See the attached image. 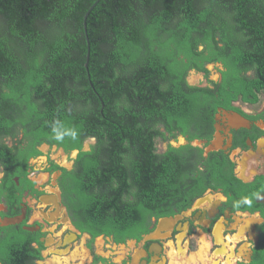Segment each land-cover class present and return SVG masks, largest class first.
Masks as SVG:
<instances>
[{
	"label": "trees",
	"instance_id": "obj_1",
	"mask_svg": "<svg viewBox=\"0 0 264 264\" xmlns=\"http://www.w3.org/2000/svg\"><path fill=\"white\" fill-rule=\"evenodd\" d=\"M92 4L85 66L83 15ZM214 60L225 68L213 84L219 99L256 100L253 89L264 88V0H0V133L18 123L32 144L47 139L66 150L94 137L79 152L71 200L87 231L137 236L132 218L147 189L156 193L187 171H172L167 156L160 162V125L182 128L188 109L208 104L212 89L185 76L191 68L207 73ZM246 68L255 78L242 75ZM216 171L235 180L229 166ZM134 176L144 180L129 194ZM20 251L10 248L0 263L33 264Z\"/></svg>",
	"mask_w": 264,
	"mask_h": 264
},
{
	"label": "flooded vegetation",
	"instance_id": "obj_2",
	"mask_svg": "<svg viewBox=\"0 0 264 264\" xmlns=\"http://www.w3.org/2000/svg\"><path fill=\"white\" fill-rule=\"evenodd\" d=\"M205 67L207 73L189 69L185 80L212 89L208 104L188 109L182 128L168 132L160 125L163 136L155 142L160 162L167 156L172 171L185 167L186 174L156 193L147 189L132 218L138 234L122 241L84 229L71 200L79 152L90 150L94 137L66 150L47 139L32 144L35 137L18 123L0 133L6 146L0 152V257L18 245L33 264H58L55 258L64 257L77 264H167L170 252L188 260L184 264H264V88L253 89V102L241 94L219 99L213 84L225 68L218 60ZM193 73L201 79L191 84ZM242 75L255 78L253 68ZM33 149L38 153L26 156ZM228 166L235 180L216 171ZM143 180L134 176L128 193H137Z\"/></svg>",
	"mask_w": 264,
	"mask_h": 264
},
{
	"label": "rangeland",
	"instance_id": "obj_3",
	"mask_svg": "<svg viewBox=\"0 0 264 264\" xmlns=\"http://www.w3.org/2000/svg\"><path fill=\"white\" fill-rule=\"evenodd\" d=\"M200 76L199 75H197L196 73L194 74H190V75H188V83H196V82H198V80L199 79H201V78H199ZM213 77V76H212ZM56 154V152H53V154ZM58 153V152H57ZM204 199H206V198H204ZM203 199V200H204ZM208 199V198H207ZM203 200H199V201H203ZM102 241V240H101ZM101 241H98V242H101ZM107 245L105 244L104 245V247H106ZM77 245H76V243H75V247H74V249H73V251L71 252V253H73L74 251H77ZM102 251H104V250H102ZM199 251V250H198ZM171 254H174L175 252H170ZM199 253V252H198ZM170 254V255H171ZM170 255L168 256V263L167 264H184V263H188V260H185V258H176V257H174V256H172L171 255V257H170ZM54 257L55 256H52V258L54 259ZM68 257H70V256H68ZM201 260L203 259L202 258V256L201 257H199ZM58 259V258H57ZM63 259H66V257H64ZM73 259V258H72ZM203 261V260H202ZM204 262V261H203ZM58 264H77L75 261H71L70 263H69V261L66 259L65 261H60ZM204 264H205V262H204Z\"/></svg>",
	"mask_w": 264,
	"mask_h": 264
},
{
	"label": "water",
	"instance_id": "obj_4",
	"mask_svg": "<svg viewBox=\"0 0 264 264\" xmlns=\"http://www.w3.org/2000/svg\"><path fill=\"white\" fill-rule=\"evenodd\" d=\"M92 6H93V4L88 7V9L85 11V13L83 15V29H84L85 39H86V42H87V51H86L85 62H84V65L85 66H87V62H88L89 47H88V37H87L86 31H85V22H84V19H85L86 15H87L88 11L92 8Z\"/></svg>",
	"mask_w": 264,
	"mask_h": 264
},
{
	"label": "bare ground",
	"instance_id": "obj_5",
	"mask_svg": "<svg viewBox=\"0 0 264 264\" xmlns=\"http://www.w3.org/2000/svg\"><path fill=\"white\" fill-rule=\"evenodd\" d=\"M55 201V200H54ZM55 260L59 263L60 261H59V259H57V258H55ZM66 260V259H65Z\"/></svg>",
	"mask_w": 264,
	"mask_h": 264
}]
</instances>
